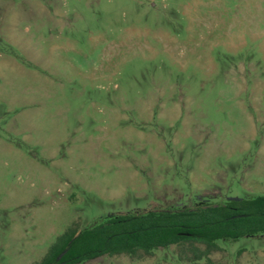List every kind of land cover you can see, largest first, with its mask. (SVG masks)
<instances>
[{
	"label": "rangeland",
	"instance_id": "1",
	"mask_svg": "<svg viewBox=\"0 0 264 264\" xmlns=\"http://www.w3.org/2000/svg\"><path fill=\"white\" fill-rule=\"evenodd\" d=\"M264 196V0H0V264L109 216ZM189 262L264 264V235Z\"/></svg>",
	"mask_w": 264,
	"mask_h": 264
},
{
	"label": "trees",
	"instance_id": "2",
	"mask_svg": "<svg viewBox=\"0 0 264 264\" xmlns=\"http://www.w3.org/2000/svg\"><path fill=\"white\" fill-rule=\"evenodd\" d=\"M258 235H264V196L228 199L218 206L200 203L194 209L109 216L80 232L75 224L38 264H80L101 256L139 259L172 245L179 248L180 259L195 263L220 252L219 241Z\"/></svg>",
	"mask_w": 264,
	"mask_h": 264
},
{
	"label": "water",
	"instance_id": "3",
	"mask_svg": "<svg viewBox=\"0 0 264 264\" xmlns=\"http://www.w3.org/2000/svg\"><path fill=\"white\" fill-rule=\"evenodd\" d=\"M229 200H241V198H238V197H232V198H229ZM65 253H62L59 257H58V261L63 257Z\"/></svg>",
	"mask_w": 264,
	"mask_h": 264
}]
</instances>
